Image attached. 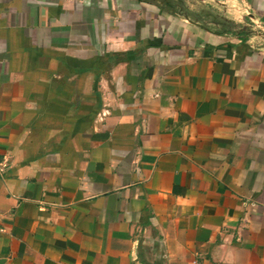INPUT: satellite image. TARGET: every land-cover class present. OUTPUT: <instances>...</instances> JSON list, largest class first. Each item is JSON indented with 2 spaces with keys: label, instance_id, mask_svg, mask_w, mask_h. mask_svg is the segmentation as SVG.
<instances>
[{
  "label": "crops",
  "instance_id": "obj_1",
  "mask_svg": "<svg viewBox=\"0 0 264 264\" xmlns=\"http://www.w3.org/2000/svg\"><path fill=\"white\" fill-rule=\"evenodd\" d=\"M217 3L0 0V264H264V0Z\"/></svg>",
  "mask_w": 264,
  "mask_h": 264
},
{
  "label": "rangeland",
  "instance_id": "obj_2",
  "mask_svg": "<svg viewBox=\"0 0 264 264\" xmlns=\"http://www.w3.org/2000/svg\"><path fill=\"white\" fill-rule=\"evenodd\" d=\"M160 4L161 0H147ZM162 2V1H161ZM182 6L175 8L176 12H186L192 17H202L206 20H213L215 14L222 15L223 11L218 5L217 0H182ZM182 8V9H181ZM261 30V28H259Z\"/></svg>",
  "mask_w": 264,
  "mask_h": 264
},
{
  "label": "trees",
  "instance_id": "obj_3",
  "mask_svg": "<svg viewBox=\"0 0 264 264\" xmlns=\"http://www.w3.org/2000/svg\"><path fill=\"white\" fill-rule=\"evenodd\" d=\"M181 4H182V0H165V1L160 2L159 5L161 8L169 12H176L175 8H180L182 6ZM183 14L190 16V14L186 12H184ZM213 20L221 24V28L223 29V31L225 30V32H228L231 34H237L241 36V40H245L247 35H249L251 32V30L249 29L247 25L236 24L233 21L226 19L222 15L215 14V17ZM116 59L117 58H115L114 61H116Z\"/></svg>",
  "mask_w": 264,
  "mask_h": 264
},
{
  "label": "flooded vegetation",
  "instance_id": "obj_4",
  "mask_svg": "<svg viewBox=\"0 0 264 264\" xmlns=\"http://www.w3.org/2000/svg\"><path fill=\"white\" fill-rule=\"evenodd\" d=\"M161 1H165V0H161ZM161 1H160V2H161Z\"/></svg>",
  "mask_w": 264,
  "mask_h": 264
}]
</instances>
